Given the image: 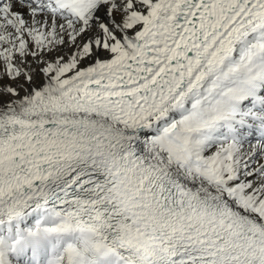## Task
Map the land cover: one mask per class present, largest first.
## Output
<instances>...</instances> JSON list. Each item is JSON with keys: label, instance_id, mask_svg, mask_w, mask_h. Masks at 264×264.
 Returning <instances> with one entry per match:
<instances>
[{"label": "snow or ice", "instance_id": "1", "mask_svg": "<svg viewBox=\"0 0 264 264\" xmlns=\"http://www.w3.org/2000/svg\"><path fill=\"white\" fill-rule=\"evenodd\" d=\"M0 264H264V0H0Z\"/></svg>", "mask_w": 264, "mask_h": 264}]
</instances>
